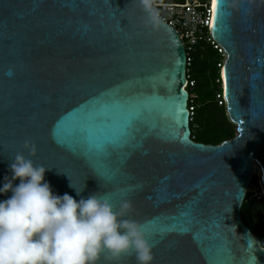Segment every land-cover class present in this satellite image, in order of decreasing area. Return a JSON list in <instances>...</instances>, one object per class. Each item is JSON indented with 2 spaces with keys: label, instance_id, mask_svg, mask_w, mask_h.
<instances>
[{
  "label": "water",
  "instance_id": "95a60500",
  "mask_svg": "<svg viewBox=\"0 0 264 264\" xmlns=\"http://www.w3.org/2000/svg\"><path fill=\"white\" fill-rule=\"evenodd\" d=\"M150 3L0 0V188L21 153L54 195L96 193L117 212L130 201L123 218L141 225L151 264H264L240 213L255 163L264 188V0H216L211 36L236 126L216 145L190 135L186 51ZM107 140L102 158L93 145ZM98 264L136 260L105 252Z\"/></svg>",
  "mask_w": 264,
  "mask_h": 264
},
{
  "label": "clouds",
  "instance_id": "9594fccd",
  "mask_svg": "<svg viewBox=\"0 0 264 264\" xmlns=\"http://www.w3.org/2000/svg\"><path fill=\"white\" fill-rule=\"evenodd\" d=\"M10 170L11 180L5 177L0 188L12 193L0 201V264H98L105 252L113 262L134 254L136 264H151L152 245L141 225L123 218L131 211L130 201L117 212L96 193L79 201L67 193L54 195L44 181L47 169L21 153Z\"/></svg>",
  "mask_w": 264,
  "mask_h": 264
},
{
  "label": "trees",
  "instance_id": "16d2710c",
  "mask_svg": "<svg viewBox=\"0 0 264 264\" xmlns=\"http://www.w3.org/2000/svg\"><path fill=\"white\" fill-rule=\"evenodd\" d=\"M190 56V64L186 66V89L192 98V101L187 103L188 107H192L190 135L195 142L216 145L232 138L236 133V126L228 119L222 97L220 65L223 56L217 48L204 40L195 46ZM251 184H258L255 174ZM240 213L245 225L258 236L261 246L264 247L263 196L247 191Z\"/></svg>",
  "mask_w": 264,
  "mask_h": 264
},
{
  "label": "built area",
  "instance_id": "2783aa9c",
  "mask_svg": "<svg viewBox=\"0 0 264 264\" xmlns=\"http://www.w3.org/2000/svg\"><path fill=\"white\" fill-rule=\"evenodd\" d=\"M150 8L155 16L175 29L186 51V66L191 61L190 52L202 40L217 48L224 59L225 52L223 48L211 36L213 20L212 0H151ZM189 84L191 85L192 83L189 82ZM188 101H192L191 95H188ZM188 110L190 115H192L191 106L188 107ZM259 188L263 191L260 178L256 186H252L250 183L247 191L259 190ZM260 193L259 191L257 196L261 195Z\"/></svg>",
  "mask_w": 264,
  "mask_h": 264
},
{
  "label": "snow or ice",
  "instance_id": "6c2138e0",
  "mask_svg": "<svg viewBox=\"0 0 264 264\" xmlns=\"http://www.w3.org/2000/svg\"><path fill=\"white\" fill-rule=\"evenodd\" d=\"M214 3V10H213V17H217V8H216V0H213ZM132 125H129L127 128H123L120 131V139L124 140L127 136L130 135V129ZM115 147L114 143L110 140L102 141L98 145H93V150L100 156L106 157L109 154V151Z\"/></svg>",
  "mask_w": 264,
  "mask_h": 264
},
{
  "label": "rangeland",
  "instance_id": "374dc122",
  "mask_svg": "<svg viewBox=\"0 0 264 264\" xmlns=\"http://www.w3.org/2000/svg\"><path fill=\"white\" fill-rule=\"evenodd\" d=\"M254 167H255V175H256V177H257V182L259 181V178H260V168H259V166L255 163L254 164ZM263 188V187H262ZM261 192L260 194L263 196V198H264V188H263V191H262V189L261 188H259V190H252L251 192H252V194H258V192Z\"/></svg>",
  "mask_w": 264,
  "mask_h": 264
},
{
  "label": "bare ground",
  "instance_id": "6f19581e",
  "mask_svg": "<svg viewBox=\"0 0 264 264\" xmlns=\"http://www.w3.org/2000/svg\"><path fill=\"white\" fill-rule=\"evenodd\" d=\"M212 9L214 10V3H213V0H212ZM213 22H214V17H213V20H212V26H213ZM255 169V167H254Z\"/></svg>",
  "mask_w": 264,
  "mask_h": 264
}]
</instances>
